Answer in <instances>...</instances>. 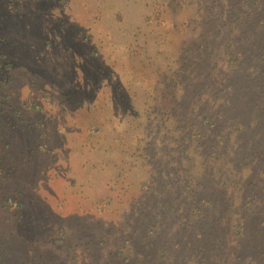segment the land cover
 Returning <instances> with one entry per match:
<instances>
[{
	"label": "rangeland",
	"instance_id": "374dc122",
	"mask_svg": "<svg viewBox=\"0 0 264 264\" xmlns=\"http://www.w3.org/2000/svg\"><path fill=\"white\" fill-rule=\"evenodd\" d=\"M205 4L0 0V194L26 203L25 227L12 207L0 212V264H201L207 241L216 263L222 243H235L233 227L201 219L191 199L215 200L216 180L228 179V223L236 207L248 217L235 183L260 175L250 156L230 161L251 129L264 139V108H250L256 88L232 90L256 121L243 132L231 125L238 112L206 88L228 76L216 52L229 33L212 41ZM206 40L210 56L197 49ZM207 110L219 115L209 134L198 116Z\"/></svg>",
	"mask_w": 264,
	"mask_h": 264
},
{
	"label": "trees",
	"instance_id": "16d2710c",
	"mask_svg": "<svg viewBox=\"0 0 264 264\" xmlns=\"http://www.w3.org/2000/svg\"><path fill=\"white\" fill-rule=\"evenodd\" d=\"M205 2L204 9L207 14L205 26L208 30L206 33L211 35L212 41L218 40L216 38L219 37L220 33L223 34L225 31L229 33V37L232 33H235L233 38L228 37L225 49L216 52V55L223 58V62L227 64L226 66L229 71L227 78L221 79L218 83H213V87L207 85L206 88L213 92L214 98L222 101L221 106L225 105L226 107H230L231 110L238 112L234 117L230 118L231 125L232 127H239V130L242 129L245 132L249 129L248 126L252 122L255 124L256 121L253 119L250 122L246 121L244 113L239 111V107L241 108V106L238 105V102L241 100V97L236 95L234 99L229 96H231L232 90H237V92L242 90L244 93H248L251 91V87L252 90L256 88L260 97L258 100H249L250 108L258 109L260 105L264 108V0H205ZM200 37L201 40L204 38L202 35ZM212 41H202L197 46V49L206 51L205 53L210 56L212 53L207 51V49L210 48ZM210 75V73L203 74L205 78L207 76L210 77ZM225 82H227V86ZM218 94L221 96L218 97ZM198 116H200L201 125L205 128L207 127L206 134L211 133L216 127L214 120L219 117V115L217 116V112L207 110L203 113L202 111ZM191 126L195 131L193 135L198 134L204 137L203 130L199 125L193 122ZM255 132V128L247 132V134L250 133V137H245L246 144L242 142L241 145L235 148L233 151L234 157L230 161L231 164L237 166L241 155L250 156L252 161L251 164L247 165L249 173L260 175V179L257 182L252 179L248 184L235 183L239 184L244 190L239 205H243V207L250 206L252 208L248 217L243 216L236 207L233 214H236L238 218L235 220L233 226L228 223L230 218L226 219V200L222 199V197H226L228 193L227 189L233 186V183L228 179H226L227 181L222 178V180H216L214 188L220 192L218 193V197L217 192L215 193V200H205L200 198V196H195L191 199L193 203L197 204H193V213H197V211L201 212V219L203 217L207 218L208 215H216L214 227L218 229L233 227L236 233L235 243L231 240L222 243L221 253L215 255V257L217 256L216 263H212L209 259L208 251L211 248L209 247V241H207L197 255L201 258V264H264V139L258 138ZM219 172L217 171L215 175H219ZM189 177L190 174L187 172L184 175L186 185L193 181ZM3 192L4 194H0V208H2L0 212L3 208L9 210L12 207L14 218L13 216H10V218L13 219L14 223L18 224L20 222L25 227L26 219L24 213L26 203L20 197V199L17 198V193L13 189L3 190ZM47 222H50L48 220L45 221L48 226ZM51 227L54 229V233H61L62 237L60 238L63 239V229L61 230L57 223H54ZM216 228L214 231L217 230ZM227 243L235 247L231 260L225 257L228 252ZM2 245L4 246V252L11 253L12 255V251H14L13 246L11 248L6 242Z\"/></svg>",
	"mask_w": 264,
	"mask_h": 264
}]
</instances>
